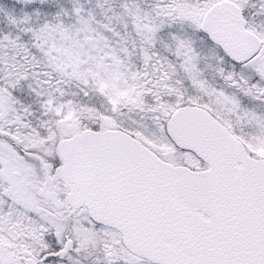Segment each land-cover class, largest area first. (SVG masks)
I'll list each match as a JSON object with an SVG mask.
<instances>
[{
	"label": "snow or ice",
	"instance_id": "obj_1",
	"mask_svg": "<svg viewBox=\"0 0 264 264\" xmlns=\"http://www.w3.org/2000/svg\"><path fill=\"white\" fill-rule=\"evenodd\" d=\"M20 3L0 264H264V0Z\"/></svg>",
	"mask_w": 264,
	"mask_h": 264
},
{
	"label": "rangeland",
	"instance_id": "obj_2",
	"mask_svg": "<svg viewBox=\"0 0 264 264\" xmlns=\"http://www.w3.org/2000/svg\"><path fill=\"white\" fill-rule=\"evenodd\" d=\"M0 5H3L7 8L15 9L17 11H19L22 6L20 0H0ZM0 27H3L2 23H0ZM5 30L7 29L5 28Z\"/></svg>",
	"mask_w": 264,
	"mask_h": 264
}]
</instances>
